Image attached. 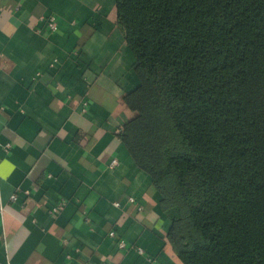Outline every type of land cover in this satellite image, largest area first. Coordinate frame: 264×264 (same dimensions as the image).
Here are the masks:
<instances>
[{
	"label": "crops",
	"instance_id": "crops-1",
	"mask_svg": "<svg viewBox=\"0 0 264 264\" xmlns=\"http://www.w3.org/2000/svg\"><path fill=\"white\" fill-rule=\"evenodd\" d=\"M138 84L115 0H0V264H183L120 136Z\"/></svg>",
	"mask_w": 264,
	"mask_h": 264
},
{
	"label": "trees",
	"instance_id": "trees-1",
	"mask_svg": "<svg viewBox=\"0 0 264 264\" xmlns=\"http://www.w3.org/2000/svg\"><path fill=\"white\" fill-rule=\"evenodd\" d=\"M115 10L139 80L120 136L151 177L177 256L264 264V0Z\"/></svg>",
	"mask_w": 264,
	"mask_h": 264
},
{
	"label": "built area",
	"instance_id": "built-area-1",
	"mask_svg": "<svg viewBox=\"0 0 264 264\" xmlns=\"http://www.w3.org/2000/svg\"><path fill=\"white\" fill-rule=\"evenodd\" d=\"M47 26H48V28L50 29V30H56L57 29V22H56V18H55V16H53V15H51V16H49V18H47ZM10 147V145L9 144H7L6 145V148H9ZM116 161L115 160H113V163H115ZM12 199H16V196L15 195H13L12 196ZM132 200V199H131ZM64 201H60L58 204H56V205H54V206H52L50 209H49V214L50 215H56L60 210H62V208L64 207ZM109 234L110 235H114L115 234V232L114 231H111V232H109ZM126 245H125V242H124V240H120L119 242H118V247L119 248H124ZM140 250V249H139Z\"/></svg>",
	"mask_w": 264,
	"mask_h": 264
},
{
	"label": "rangeland",
	"instance_id": "rangeland-1",
	"mask_svg": "<svg viewBox=\"0 0 264 264\" xmlns=\"http://www.w3.org/2000/svg\"><path fill=\"white\" fill-rule=\"evenodd\" d=\"M170 142L171 143H175L176 142V139L175 138H172V140Z\"/></svg>",
	"mask_w": 264,
	"mask_h": 264
}]
</instances>
